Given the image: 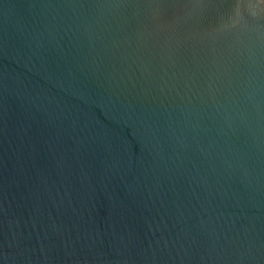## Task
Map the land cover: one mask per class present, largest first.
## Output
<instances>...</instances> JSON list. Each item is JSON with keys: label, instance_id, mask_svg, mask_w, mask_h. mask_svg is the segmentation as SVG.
I'll use <instances>...</instances> for the list:
<instances>
[{"label": "water", "instance_id": "obj_1", "mask_svg": "<svg viewBox=\"0 0 264 264\" xmlns=\"http://www.w3.org/2000/svg\"><path fill=\"white\" fill-rule=\"evenodd\" d=\"M0 264H264V0H0Z\"/></svg>", "mask_w": 264, "mask_h": 264}]
</instances>
